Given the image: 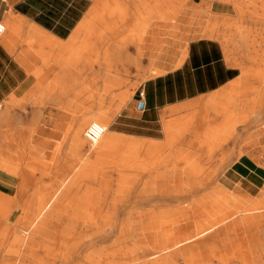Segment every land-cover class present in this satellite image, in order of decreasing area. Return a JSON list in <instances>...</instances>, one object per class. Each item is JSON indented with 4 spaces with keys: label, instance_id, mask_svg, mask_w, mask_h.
I'll use <instances>...</instances> for the list:
<instances>
[{
    "label": "crops",
    "instance_id": "obj_1",
    "mask_svg": "<svg viewBox=\"0 0 264 264\" xmlns=\"http://www.w3.org/2000/svg\"><path fill=\"white\" fill-rule=\"evenodd\" d=\"M127 2L126 6L132 7ZM92 3L93 0H0V19L6 24L5 32L0 37V110L13 98L24 101V108L14 107L10 110L20 123L18 139L23 138L22 125L26 126L24 132L27 134V127L29 129L33 123L40 124L39 131L47 138L61 137L63 133L66 137V132L82 117L102 110L114 138L153 141L154 153H167L161 163L179 161L180 155L189 152L177 149L185 142L197 148L191 152L211 155L222 151L230 140L236 144V139L242 138L241 147L225 151L221 157L249 154L264 170V151L252 156L243 147H252L259 142L260 133L257 131L255 134L252 130L256 127L264 133V120L259 119L253 111L256 107L253 99L248 100V114L242 118L240 94L234 97L237 91L252 89L251 84L238 82L245 75L237 61L245 60L246 64L252 65L250 59L255 52L244 47L235 49L234 42H231L235 27L251 40L264 42V0H189L179 10L177 18L151 21L148 26L151 30L147 32L152 46L146 47L143 43L146 37L142 36L137 47L127 44L125 49L123 45L128 41L125 38L128 27H135V19L131 16L119 34L108 35L103 41L105 58L108 55L111 60L115 55L121 61V67L130 66V73L122 85H117L115 90H111L112 94L104 97V109L98 108L97 76H101L99 88L103 89L102 81L106 82L107 77L115 73L112 69L109 74L105 68L97 70L96 64L87 66L86 59L75 56L74 51L71 57L70 50L64 47V51L62 47ZM157 26L166 27L164 35L167 36H174L182 27L190 39L178 44V49L174 51L176 44L172 38H156L154 27ZM211 26L217 33L215 31L214 36L205 35ZM221 35L230 43H226L229 49L226 53ZM118 37L124 48L119 56L114 53L113 46L119 42ZM52 39L56 43L63 41L62 46H55ZM99 42L95 38L93 46ZM77 43L80 45L81 40ZM93 53L90 52L91 59L95 58ZM132 57L139 61L138 66L133 63ZM77 58L80 60L77 61ZM69 59L72 63L67 61ZM150 61H153L152 68L158 72L148 74L134 88L138 87L136 92L141 89L143 96L140 98L137 94L134 101H128V97L122 102L118 94L123 88L131 89L132 83L144 74ZM68 81L70 83H66ZM51 92L57 93L60 103L46 101ZM230 97L234 99L233 102L229 100ZM209 99L212 103H207ZM139 102H143L141 109L138 108ZM68 104L72 105V111L66 108ZM187 112L189 115L185 118ZM218 117L220 119L216 120ZM238 127L245 130V135L244 132L237 133ZM187 134L192 136L186 141ZM67 137L70 140V134ZM15 146L19 153L24 154L26 162V152L21 144V147L18 146V140ZM142 147L145 149V145ZM39 154V150L31 151V160L38 163L41 159ZM234 161L226 169L223 184L238 188L242 194L258 190L264 183L259 168L250 161L243 162L241 158ZM17 169L16 164L8 162L10 189L17 185L14 175ZM1 171L0 168V177Z\"/></svg>",
    "mask_w": 264,
    "mask_h": 264
},
{
    "label": "bare ground",
    "instance_id": "obj_2",
    "mask_svg": "<svg viewBox=\"0 0 264 264\" xmlns=\"http://www.w3.org/2000/svg\"><path fill=\"white\" fill-rule=\"evenodd\" d=\"M126 1L132 7H127L126 2L122 4V0L114 8H109L107 0L104 2L105 5L100 0H93L90 9L71 36L64 43L62 41L64 46L60 42L56 43L55 39H52V41L54 40L53 44L58 45V48L62 46L63 49L65 47L66 50H72L83 34L85 37L80 51L87 52L91 44V37L103 41L108 34L118 32L119 27L125 26L129 17L133 16L135 30L128 36L127 42L137 47L145 32L144 29L150 25L152 20L174 19L182 6L189 0ZM5 25L4 23V27ZM214 29L211 26L205 31V35L214 36L215 31L217 33V30ZM240 31L241 29L238 27L234 28L235 34H231L232 38L234 37L231 42H234L235 49L244 47L248 50L253 49L255 52L250 61H258L256 67L246 64L245 60L238 59L237 62L246 77L263 80L262 84L257 87L260 96L255 103V113L259 119L264 120V101L261 97L264 91V42L251 40L246 33L242 34ZM221 37L223 38L222 35ZM225 38L223 39L226 53L229 49ZM49 43L51 42L49 41ZM261 49L263 54L260 53ZM122 50H124L122 46H114V53L117 56ZM131 60L138 66L139 61L135 57H132ZM67 61L72 63L70 59ZM70 63L67 62L68 65ZM150 73H157V70L146 67L144 74L132 83L131 89H134L137 83L145 80ZM106 82L103 85L104 93L111 91L119 83L115 75L108 76ZM131 89L123 88L118 94L122 102L130 96ZM56 94L51 92L46 101L52 104L58 103ZM239 94L240 91H237L234 97H238ZM229 100L234 101L232 97ZM14 103L15 99L13 98L7 101L0 110V168L8 173V162L21 166L17 191L23 193L32 179L33 171L30 170L31 167L28 168L29 166L23 164L24 154L15 149L19 130L15 125L18 118L10 112V107ZM207 103H212V100L209 99ZM17 104L20 105V108H24L23 104ZM66 108L73 110L71 104H68ZM93 122L105 128L100 137L101 140L99 139L94 144L86 138L85 129L81 134L83 126ZM107 124L108 121L102 110L82 117L77 124L71 126L70 131L66 132V136L70 134L69 152L76 155L85 139L91 150L99 142L100 148L103 150L112 149L114 145L125 142L128 145L134 144V147H131L134 150L142 145H145V149L148 151L153 149L154 142L151 140L138 142L137 140L126 141L114 138V135L109 132ZM143 142L146 143L143 144ZM20 144L22 145V143L18 145L20 146ZM61 145L63 146V144ZM56 149L54 155L59 154L60 148ZM90 153L89 150L80 157L79 166L77 164L75 167L72 166L74 159L71 157V162L66 165L64 170H69L72 167L73 169L71 172L64 173L63 178L57 181L52 191L47 194L36 192L32 197L26 199L21 206L23 214L15 225L12 224V227L14 225L20 231L14 232L2 226L1 222L0 264H35L39 251L43 249L46 251V257L44 256L42 262L57 258L61 264H66L78 250L84 252L77 264H264V183L258 190L247 194L245 199L237 203L235 197L240 191L238 188L230 186L233 190L231 200L235 199L230 209L225 202L230 201L229 199L225 198L219 202L216 197L211 195L212 191L202 192L201 187L208 183L195 181L185 183V187L182 189L184 193H194L191 197L175 196L169 198L168 203H165L162 195L174 194L172 185L165 183L166 188L160 189V185L154 180L157 175L156 177L150 176L149 181L137 188H134L132 183L119 182L117 187L111 190V193L114 194L111 200L96 201L79 198L76 201L66 198L70 188L92 175L90 174L92 169L88 163ZM17 155L20 157H16ZM58 157L59 155L55 156L54 163ZM257 168L264 176L262 167L258 165ZM174 171L167 169L161 175L166 179H171ZM216 171L218 168H215L211 175L214 176ZM187 176L194 177L195 174L188 172ZM120 178L126 180L125 175H120ZM216 192L223 193L224 191L215 190L214 193ZM130 194L133 196L128 197ZM12 201L11 197L0 195L1 208L13 209L17 200L14 204ZM74 208L79 209V212L74 213ZM191 211L192 214L185 213ZM241 230L243 233L237 235ZM10 234V240L16 246L3 249L2 246ZM235 235H237V240L232 242L231 239ZM40 243H43V248L39 246ZM245 245H249L250 248L257 249L259 252L253 256L247 253L241 254L240 250ZM221 246L225 247V250H222ZM10 252L15 254V257L13 261L8 262L5 258L10 255Z\"/></svg>",
    "mask_w": 264,
    "mask_h": 264
},
{
    "label": "rangeland",
    "instance_id": "obj_3",
    "mask_svg": "<svg viewBox=\"0 0 264 264\" xmlns=\"http://www.w3.org/2000/svg\"><path fill=\"white\" fill-rule=\"evenodd\" d=\"M109 4V8H114L119 5L120 0H107ZM126 2V0H122V2ZM101 3L106 2V0H100ZM105 5V3H104ZM180 13H178L179 15ZM177 15V16H178ZM177 16L175 18H177ZM131 17H129L130 19ZM174 18V19H175ZM131 20V19H130ZM4 24V23H3ZM126 28V27H125ZM124 28V29H125ZM129 32L128 36H130L134 30L135 27H128ZM151 30V27H148L144 29V34L143 36L146 37L144 40V44L146 47L152 46V42H150V34L147 32V30ZM167 29L166 27H161L157 26L154 27V30L157 33V39H165V38H172L175 41V48L174 51L178 49V44L180 43H185L189 41L190 36L186 35V32L184 31V28H178L177 33L173 36H167L164 35V30ZM122 28L119 27L118 32H112L110 35H115L119 34L121 32ZM190 33V31H189ZM107 35V36H108ZM125 37V38H128ZM85 35H81L79 41L81 40V44L78 45L76 43L75 47L70 50L71 55L76 52L75 56H81L80 59L84 58L87 61V66L92 67L93 64L97 65V70L99 68H105L107 71V74L111 73L110 69H112V72L117 73V78L119 83H117L118 86H121L122 82L124 81L125 77L130 73V66H125L123 65L122 67L119 65L121 64L120 60L116 58L115 55H113V59H108V55H106L107 58H105V55L103 54L104 51V43L103 41H100L99 43L96 44V46H93V41L95 40L94 37H91V44L89 47V50L87 52H82L80 51L82 49L83 41H84ZM97 40V39H96ZM180 40V42H179ZM99 41V39H98ZM118 43H115V45L121 46L122 44L120 43L121 38L118 37ZM262 43V42H261ZM127 44L131 47L132 44L129 42H125L123 47L127 49ZM95 47V48H93ZM264 48V47H263ZM148 50V48H146ZM103 50V51H102ZM156 51V50H154ZM90 52H94V59H91ZM262 52V53H261ZM260 53L263 54L262 49L260 50ZM263 57V56H262ZM77 58V61L80 60ZM251 66L256 67L258 65V61L253 62ZM124 63V61H123ZM153 61L149 62L148 67H152ZM129 67V69H128ZM83 71V70H82ZM158 72V71H157ZM152 74V73H150ZM242 74H244V71H242ZM68 78V76H66ZM86 77V75H84ZM245 77V78H244ZM72 78V77H71ZM95 78V77H93ZM101 76H97V83L94 84L97 86V98H98V108L104 109L103 105L105 102L104 97L112 94V91L104 93L103 89L99 88V82L101 83ZM67 81V80H66ZM103 84H106L104 80L102 81ZM238 82L242 84H251L252 89L251 90H240V99H241V117L244 118L248 114V100L253 99V101L256 103L258 97L260 96L259 90L257 87L262 84L263 80L261 78H248L246 76H242V79L238 80ZM66 83H70L69 81ZM115 86V87H118ZM113 87L115 90L116 88ZM238 87V86H237ZM88 88V87H87ZM99 88V89H98ZM138 88V87H137ZM136 88V89H137ZM136 89H131L132 92H130V96L128 101L132 102L134 101L133 99L136 98V95L138 91L136 92ZM66 92V91H65ZM115 95V93L113 94ZM101 96V98H100ZM261 97L264 101V91L261 94ZM17 103H21L24 105V101L21 99H16L15 103L10 107V110L14 107H19ZM3 108V107H2ZM256 108V107H255ZM84 110V108L82 107ZM255 109L253 108V111ZM23 112L25 109L22 110ZM11 112V111H10ZM12 114V113H11ZM14 115V114H13ZM189 115V112H187L186 117L187 118ZM216 120H219L220 118H215ZM19 122L16 121L15 125L18 130L21 129L19 126ZM36 124V125H34ZM89 124V123H88ZM84 125L82 128V133L86 126ZM206 125L208 124L207 122L205 123ZM203 124L202 126H204ZM18 125V126H17ZM71 125V124H70ZM108 125V124H107ZM36 126V127H34ZM39 126L40 124L38 123H33L31 127H27V134H25L24 130L26 126L22 125L23 128V133L22 139H18V144L22 143V148L26 152V162H25V156L24 159L22 160L23 164H27V167L32 170V179L30 180V183L27 187V189L23 192L20 193L18 190L19 188V172L21 169V166L18 164L17 173H14L16 179H17V184L16 186L18 187H13L12 189L9 188V176L6 170L1 171V188H0V195L1 196H8L11 197L13 200L12 203L17 200L16 206L13 209H3L1 208L0 204V224L2 226L9 228L10 230L15 231H20L18 228L14 227L16 221L20 218V216L23 214V210L21 208L22 204L26 201V199L30 198L33 196L34 193H49L52 191L54 188L55 184L57 183L58 180L63 178L64 173L71 172L73 167L77 166L79 158L82 157L86 152L89 150L91 151L90 153V160H89V165L90 168L92 169L90 171L91 176H88L87 178L81 180L78 182L76 185H74L72 188H70L66 194V198L72 199V200H78L79 198L86 199V200H96V201H101V200H111L114 197V194L111 193V190H113L115 187H117L118 183L121 181L129 182L134 184V188L140 187L142 184L150 180L151 177H157L154 179L159 185L160 189L166 188L165 183H171V188L174 194L172 195H162L164 197L165 203H168L169 198L175 197V196H181L184 198L191 197L194 193L188 194L183 192V187H185V183L195 181V182H205L208 183L206 186H202V192H207V191H212L214 197L219 202H222V199L224 200L225 198L229 199L230 201H225L226 204H228V208H232L234 204V200L236 199V203L242 201L243 199L246 198L247 194H242V192L236 194V197L234 200H231V193L233 190L231 189L232 187L226 186L223 184L222 179L224 178V175L226 173V169L233 163V159L238 160L239 158L242 159V161H250L254 165L258 166L259 164L249 155V154H241L238 156H224L221 157L223 152L225 151H231L232 149L236 150L237 148L241 147V139L238 138L236 139V144L230 140L227 144L224 145V147L221 150H218L216 154H203L202 152H191L194 150H197V148H194L191 145L186 144L187 142L180 144L177 146V149H182L185 151L189 152H184L182 155L179 156V161H173L171 163H161V160L163 157L167 154H163L160 152H153V149L150 151L143 149V147H140L137 150H134V144L133 145H128V144H116L113 146L112 149H102L100 148V142L97 143V145L91 150L90 145L88 144L87 140L85 139V142L82 146L79 147L78 153L76 155H73L71 152H69V146H68V140L69 138L64 136V133L62 134L61 137H52V138H47L44 136L41 131H39ZM201 127V126H200ZM34 128V130H33ZM198 130V129H197ZM26 131V130H25ZM32 131V132H31ZM256 134L257 131L260 133L258 135L259 142L256 145H253L252 147H244V149H248L250 153H252V156L259 155L261 152L264 151V133L258 130L256 127L252 130ZM244 132L245 135V130L242 129L241 127L237 128V133L241 134ZM191 134H187L186 141L191 138ZM20 140V141H19ZM101 140V139H100ZM63 144V146L61 145ZM59 145V146H58ZM19 146V145H18ZM61 146V147H60ZM68 146V147H67ZM21 147V146H20ZM63 147V148H62ZM56 148L59 149V154L54 155L55 151L57 150ZM39 150L41 151V154H39L41 159H39L38 163H35L31 160V151L33 150ZM58 159H56V163H54V158L55 156H58ZM16 157H20L17 155ZM73 158L74 160L72 161V168L69 170H64L66 165L69 164L70 158ZM176 157V156H174ZM221 157V158H220ZM53 158V160H52ZM42 161V164L40 162ZM53 161V162H52ZM234 161V162H235ZM56 164V165H55ZM79 166V164H78ZM215 168H218V171H216V174L212 176L211 174L215 170ZM175 170L173 176L170 178H165L163 175H161L165 170ZM188 172H193L195 174L194 177L187 176ZM120 175H125L126 180H123L120 178ZM161 175V176H160ZM187 187V186H186ZM226 188V189H224ZM215 190H223L225 192V197H224V192L223 193H214ZM19 195V196H18ZM133 196L132 194L128 195V197ZM16 197V198H14ZM16 199V200H15ZM19 199H21L19 201ZM18 204V205H17ZM150 205V204H149ZM7 210V211H6ZM15 210V211H14ZM2 211V212H1ZM79 212V209L74 208V213ZM13 213V214H12ZM184 213V212H180ZM186 214H192L193 212H185ZM4 214V215H3ZM19 216H18V215ZM18 216V217H17ZM4 217V218H3ZM17 218V219H16ZM3 220V221H2ZM13 220V221H12ZM15 220V222H14ZM2 222V223H1ZM6 222V223H5ZM12 224L13 227H12ZM224 226V225H223ZM223 232V231H222ZM221 232V233H222ZM240 233V234H239ZM243 231L241 230L238 232L237 235H241ZM237 235L232 237L231 241L236 242ZM11 234L8 236V239L4 243L3 249L9 248V247H15L16 244L12 243L10 240ZM39 246L43 248V243H40ZM222 250H225V247L221 246ZM256 250V251H254ZM228 251V250H227ZM241 254H249L253 256L254 254L256 255L259 251L257 249H252L249 247V245H245L244 247L241 248ZM243 251V252H242ZM84 251L78 250L74 255L68 259L66 264H77V262L80 260V256ZM10 255L5 258L8 262L13 261L15 254L12 252L9 253ZM46 257V251L40 250L38 256L36 257L35 264H61L59 259H51V260H46L45 262H42V259ZM216 262V261H215ZM233 263V261H232Z\"/></svg>",
    "mask_w": 264,
    "mask_h": 264
},
{
    "label": "built area",
    "instance_id": "obj_4",
    "mask_svg": "<svg viewBox=\"0 0 264 264\" xmlns=\"http://www.w3.org/2000/svg\"><path fill=\"white\" fill-rule=\"evenodd\" d=\"M4 32H5V27L4 24L2 23V20L0 19V37ZM137 94L141 98L143 96V91L140 89ZM104 131L105 128L102 125L93 122L85 128L84 134L86 138L91 143L94 144L100 139Z\"/></svg>",
    "mask_w": 264,
    "mask_h": 264
},
{
    "label": "water",
    "instance_id": "obj_5",
    "mask_svg": "<svg viewBox=\"0 0 264 264\" xmlns=\"http://www.w3.org/2000/svg\"><path fill=\"white\" fill-rule=\"evenodd\" d=\"M142 107H143V102H139V103H138V108L141 109Z\"/></svg>",
    "mask_w": 264,
    "mask_h": 264
}]
</instances>
